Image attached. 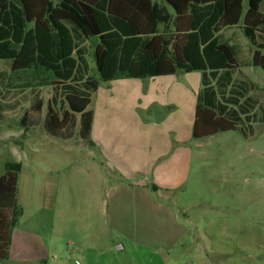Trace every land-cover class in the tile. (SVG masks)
Masks as SVG:
<instances>
[{"label":"rangeland","instance_id":"374dc122","mask_svg":"<svg viewBox=\"0 0 264 264\" xmlns=\"http://www.w3.org/2000/svg\"><path fill=\"white\" fill-rule=\"evenodd\" d=\"M151 3L158 16L156 34L163 37L167 34L165 29H171L163 13L166 5L163 0ZM246 4L247 0H243V11ZM67 26L73 37L77 66L66 84L17 89L15 86L28 81L29 73L11 72L10 62L0 60V135H9L0 137V177L8 165L19 166L17 206L22 209L12 233L9 256L0 264H143L130 255L143 245L137 238L142 230H148L144 232L149 237L154 235L149 239L151 245L159 244L154 238L158 239L163 231L169 237L180 235L182 239L172 244L169 253L182 264L196 263L201 256L211 264H264V74L254 67L257 49L239 25L224 29L218 38L236 57L238 69L186 73L179 70L158 87L167 88L165 95L172 90L166 105L138 98L140 91L145 94L156 79L101 82L92 42L74 24L68 22ZM53 41L56 45L55 34ZM170 54L165 47L162 57ZM201 76L209 80L200 82ZM87 78L99 81L96 91L85 84ZM248 82L251 86L247 91L239 89V85L248 86ZM108 91L112 98L115 96L114 104L105 98ZM68 93L91 97L92 102L82 113H70L64 129H54L48 107L61 118L67 109L64 98ZM161 96L160 92L157 97ZM198 101L235 121L236 130L200 139L190 135L185 183L167 194H152L153 198L166 199L162 203L164 209L154 213V232L151 224H147L150 229L139 226L142 218L136 220L133 228L126 227V220L119 218L113 207L109 209L117 220L111 215L100 216L93 207V218L95 215L97 226L101 227V232H96L93 220L88 218L94 198H101L95 194H103L119 183L114 185L104 177L100 155L89 142L94 114L99 124L140 123L146 127L167 122L183 125L182 129L191 132ZM57 192L63 193V198L67 192L72 193L69 198L77 222L73 232L84 241L79 242V247H95L96 251L83 253L61 234L62 228L56 223ZM102 230L105 238L102 235L101 242H97ZM122 243L125 249L119 250Z\"/></svg>","mask_w":264,"mask_h":264},{"label":"trees","instance_id":"16d2710c","mask_svg":"<svg viewBox=\"0 0 264 264\" xmlns=\"http://www.w3.org/2000/svg\"><path fill=\"white\" fill-rule=\"evenodd\" d=\"M3 1L0 60L10 62L11 72L29 73L28 81L15 86L17 89L62 86L73 77L77 62L68 22L92 42L95 68L103 83L173 76L179 70L238 69L236 58L227 45L219 42L218 34L239 24L257 49L254 67L264 74V14L259 11L264 0H247L245 12L242 0H163V13L172 26V31L165 29L163 37L156 34L158 16L151 0ZM165 47L171 52L169 57H162ZM85 84L96 91L100 83L87 78ZM64 100L67 109L61 118L48 107L50 124L57 130L66 127L70 113H82L91 97L68 93ZM237 127L235 121L197 102L193 139L235 131ZM18 170V165H8L0 177V261L8 257L11 230L21 216L16 204Z\"/></svg>","mask_w":264,"mask_h":264},{"label":"crops","instance_id":"0c3cea01","mask_svg":"<svg viewBox=\"0 0 264 264\" xmlns=\"http://www.w3.org/2000/svg\"><path fill=\"white\" fill-rule=\"evenodd\" d=\"M246 8L247 4L244 12L246 11ZM262 9H264V1L259 5V11L264 14ZM169 13L171 14L170 11ZM240 25L241 24H239V27L242 29V25ZM150 78L156 79L155 82L146 89L145 94L140 91L138 98L145 99L148 103L152 101V104H155V102L158 101L159 103L166 105V97L171 95L172 90L165 95L167 88L164 90V88L158 87H160V83L165 81L164 79H171V77L164 76ZM202 80L208 81L209 79L201 76L200 82H202ZM241 82L242 81H238L239 84ZM250 86L251 85L248 82V86L239 85L238 87L243 91H247ZM150 88L154 89L153 94L151 93ZM158 90H160L162 94L161 98L157 97L160 94ZM105 98L109 100L108 102L110 104L115 103V96L113 94L112 98L111 91L106 93ZM105 108H107V103H105ZM97 120L99 119L94 114L90 126L89 142L94 145L93 147L97 149L100 155L102 164L100 167L103 171L104 177H108L112 182H115L114 185L116 182L119 184H116L118 186L106 189L103 194H95L96 196L101 195V198H94V204L89 208L88 215L90 221L93 220L94 230L98 233L101 232V227L97 226L96 221L98 220L95 215L93 218V207L94 211H98L100 216L108 218L111 215V217L117 220L116 215L111 214L109 209L110 207H113V210L118 212L117 216L126 220L123 224L124 226L131 227L132 225H135L136 220L140 221L142 218L143 220L140 221L141 223L139 226L144 229H150L147 227V224H151V232H154V229L157 228V217H153L154 213L158 210L164 209L165 206L162 203L166 199H163L162 197L157 199L153 198L152 194H167L179 189V187L185 183L190 162V149L187 144L190 143L192 128L191 132H189V129H182L183 125L176 123L168 124L167 122H164L161 125L143 127L140 123L124 125L104 122L99 124ZM193 120L191 124H193ZM0 137L8 138L9 135H0ZM42 194L44 193L42 192ZM71 194V192H67V196H64L63 198L61 196L63 193L61 194V192H57V198L55 200L56 223L62 228L61 234L65 235L67 241L71 244H77L78 248H80L83 253L94 252L96 251L95 247L91 249L90 246L79 247V242L82 241V238L77 235V232H73V227L77 222L73 219L75 212L73 211V201L69 198ZM165 212H167V208ZM172 218H174V216ZM104 224L105 221L103 222V225ZM17 226L18 222L11 230L10 246L13 230ZM144 231L142 230L141 234L137 235L138 240L141 241V243L143 242V245L137 246L136 251L130 253L131 257L140 259L143 264H182L181 262H177L174 255L169 253V249L173 247L172 244L179 242L182 239L180 235L173 234L169 237L168 234H165L166 232L163 231L159 234L158 239L154 238L159 244L151 245L149 244V239L151 240L154 235L149 237V234ZM73 233L76 234L73 236ZM105 234V230H102V234H98L96 241L101 242L100 238L102 235L105 238ZM118 248H120L119 250H124L125 246L123 244ZM188 264L211 263L207 257L201 256L197 258L196 263Z\"/></svg>","mask_w":264,"mask_h":264}]
</instances>
